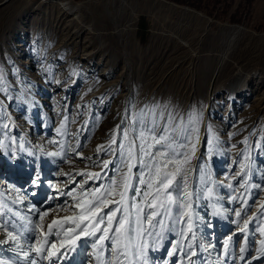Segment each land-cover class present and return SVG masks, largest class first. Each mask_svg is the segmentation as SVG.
<instances>
[{"label":"rangeland","instance_id":"374dc122","mask_svg":"<svg viewBox=\"0 0 264 264\" xmlns=\"http://www.w3.org/2000/svg\"><path fill=\"white\" fill-rule=\"evenodd\" d=\"M213 1L215 14L225 10L221 18L170 0H0V88H7L0 91V210L25 250L32 240L27 220L37 219L29 208L74 204L62 193L77 194L80 183L88 189L110 182L114 165H99L114 160L126 143L117 133L132 130L133 115L153 110L198 129L188 177L195 239H183L182 226L171 225L159 246L149 248L148 264H189L190 251L197 253L192 264H246L258 256L264 238V0ZM80 172L104 176L96 181ZM71 214L50 212L44 224ZM177 240L182 255L168 257ZM9 242L0 230V259L28 264ZM91 243L81 237L65 264H95Z\"/></svg>","mask_w":264,"mask_h":264},{"label":"snow or ice","instance_id":"6c2138e0","mask_svg":"<svg viewBox=\"0 0 264 264\" xmlns=\"http://www.w3.org/2000/svg\"><path fill=\"white\" fill-rule=\"evenodd\" d=\"M2 82L3 76L0 75V83ZM0 91L7 94V88H0ZM193 122L192 118H189L188 123ZM4 126L7 127L6 124ZM131 129L117 133L122 135L126 143H121L115 149L118 153L115 159L104 160L99 165L105 170L109 164L114 165L116 176L110 182L88 189L80 183L77 194H73L75 190L62 193L71 197L74 204L66 203L63 207L44 210L35 206L29 208L30 212L37 214V219L35 222L32 219L27 220L28 224L32 225L27 230L32 234L27 250L25 244L21 243V234L10 231L9 225L3 222L5 213L0 210V230L16 245L13 251L17 255L22 254L28 264H39V260H47L52 264L53 258H56L57 264H62L63 259L75 251L81 237H88L92 240L91 249L95 264H148L149 248L159 246L165 234L173 230L171 225L182 226L179 235L183 239H189L187 234H190L191 239H195L194 193L189 190L188 177L192 171L191 158L198 143V129L190 128L183 118L171 113L165 115L164 112L157 116L153 110L133 115ZM60 131L57 129L58 133ZM111 144H116V140L113 139ZM99 151L100 147L97 148V152ZM116 160L119 161L118 165ZM240 167L243 169L245 165L241 164ZM79 175L96 181L104 176L103 173L86 172H80ZM72 182L76 183L75 180ZM177 192L180 195H177ZM232 199L236 200L237 197L233 196ZM2 208L0 205V209ZM259 208L264 212V201L259 203ZM69 210L71 215L53 218L50 223L44 224L45 217L49 216L50 212ZM8 212L19 216V213L13 212L11 208ZM235 215L241 217V211H236ZM242 223L240 231L246 233L249 219H243ZM11 228L15 229L16 225L13 223ZM259 231L261 237H264V227ZM49 237L54 239L50 240ZM231 239L229 236L224 241L226 253ZM244 243H248L247 236L244 237ZM259 243L258 256L249 257L246 264H252L253 259L264 258V238L260 239ZM179 244L180 241L177 240L171 245L167 252L168 257L182 255L179 253ZM188 247L191 249L192 245L188 244ZM247 251L246 246L239 248L240 260H245L243 254ZM32 254L38 259L32 258ZM196 255L195 251L187 254L189 264H192V257ZM0 264H9V261L0 259ZM165 264H168V261H165ZM178 264H183V261Z\"/></svg>","mask_w":264,"mask_h":264},{"label":"trees","instance_id":"16d2710c","mask_svg":"<svg viewBox=\"0 0 264 264\" xmlns=\"http://www.w3.org/2000/svg\"><path fill=\"white\" fill-rule=\"evenodd\" d=\"M178 5L193 8L198 11H205L208 16L221 18L224 15L225 10L222 12H214V1H203V0H170ZM221 16V17H220ZM235 21V19H232ZM143 25V24H142Z\"/></svg>","mask_w":264,"mask_h":264},{"label":"bare ground","instance_id":"6f19581e","mask_svg":"<svg viewBox=\"0 0 264 264\" xmlns=\"http://www.w3.org/2000/svg\"><path fill=\"white\" fill-rule=\"evenodd\" d=\"M64 5H66L64 2H61V4H59V6L62 8ZM11 243V241L9 242Z\"/></svg>","mask_w":264,"mask_h":264},{"label":"crops","instance_id":"0c3cea01","mask_svg":"<svg viewBox=\"0 0 264 264\" xmlns=\"http://www.w3.org/2000/svg\"><path fill=\"white\" fill-rule=\"evenodd\" d=\"M141 26H143V25H141ZM142 29V28H141Z\"/></svg>","mask_w":264,"mask_h":264}]
</instances>
